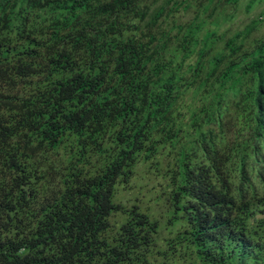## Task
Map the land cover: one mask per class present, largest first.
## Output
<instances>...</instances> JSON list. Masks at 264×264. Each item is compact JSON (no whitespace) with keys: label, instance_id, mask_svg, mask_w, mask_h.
Listing matches in <instances>:
<instances>
[{"label":"trees","instance_id":"obj_1","mask_svg":"<svg viewBox=\"0 0 264 264\" xmlns=\"http://www.w3.org/2000/svg\"><path fill=\"white\" fill-rule=\"evenodd\" d=\"M237 1L0 0V264H264V38L220 32Z\"/></svg>","mask_w":264,"mask_h":264},{"label":"rangeland","instance_id":"obj_2","mask_svg":"<svg viewBox=\"0 0 264 264\" xmlns=\"http://www.w3.org/2000/svg\"><path fill=\"white\" fill-rule=\"evenodd\" d=\"M237 2V6L235 8L229 3L226 4L227 7L222 5L226 7L224 13H229L230 10L234 9L235 16L231 21H227L225 23L221 21L222 24L220 32L228 29L229 34H231L235 31L243 29L251 21L256 20V28L251 34V38H264V0H253L252 3H250V0H238ZM222 6H219V9ZM155 183L156 182L151 178L144 177L140 183L142 188L137 189L146 203L155 196L154 190L152 189ZM136 186L139 185L136 184Z\"/></svg>","mask_w":264,"mask_h":264}]
</instances>
